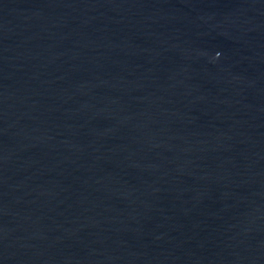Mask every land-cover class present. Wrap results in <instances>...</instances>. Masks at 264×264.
<instances>
[{"label":"water","instance_id":"95a60500","mask_svg":"<svg viewBox=\"0 0 264 264\" xmlns=\"http://www.w3.org/2000/svg\"><path fill=\"white\" fill-rule=\"evenodd\" d=\"M0 264H264V0H0Z\"/></svg>","mask_w":264,"mask_h":264}]
</instances>
